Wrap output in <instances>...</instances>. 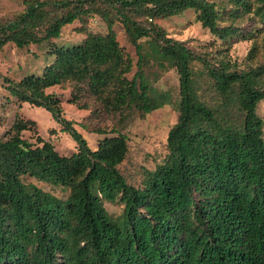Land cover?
I'll return each mask as SVG.
<instances>
[{
    "label": "trees",
    "instance_id": "16d2710c",
    "mask_svg": "<svg viewBox=\"0 0 264 264\" xmlns=\"http://www.w3.org/2000/svg\"><path fill=\"white\" fill-rule=\"evenodd\" d=\"M22 3L0 17V49L51 40L65 24L95 13L107 29L54 45L40 73L18 80L0 75L16 101L45 108L76 142L75 151L63 154L48 141H30L21 132L31 121L23 118L0 136V264H264V119L256 111L264 99V61L240 66L218 52L211 63L157 22L192 8L202 26L226 40L242 32L234 21L245 14L253 28L264 23V0ZM116 21L136 50L131 76L133 59L117 40ZM147 61L176 70L178 114L164 157L134 185L119 169L126 135L113 131L91 147L47 88L74 81L109 110L144 115L171 100L145 75ZM194 61L204 63L221 109L197 95ZM26 176L61 184L68 195L58 197ZM104 200L119 201L121 214L112 216Z\"/></svg>",
    "mask_w": 264,
    "mask_h": 264
},
{
    "label": "rangeland",
    "instance_id": "374dc122",
    "mask_svg": "<svg viewBox=\"0 0 264 264\" xmlns=\"http://www.w3.org/2000/svg\"><path fill=\"white\" fill-rule=\"evenodd\" d=\"M22 8V0H0V17L12 15ZM229 21L225 20L222 23ZM157 22L168 35L184 40L198 53L206 55L211 63L218 61V52L226 54L225 58L230 57L231 61L240 66L247 63L256 65L257 62L264 61V23L256 22L253 28L254 22L247 14L234 21L242 32L226 40L202 26L192 8H187L180 14L158 18ZM113 28L119 44L133 59L132 71L128 73L131 76L136 69L135 47L128 40L119 21L113 24ZM106 29V23L95 13L84 21L75 19L65 24L60 35L51 40L30 43L22 47L8 42L0 49V75L18 80L27 73H40L44 65L53 60L51 49L54 45L78 43L83 39L86 31L104 33ZM143 70L154 86L167 90L171 97L168 103L144 115H140L134 109H124L123 112L109 110L84 84L77 86L74 81H66L47 88L48 92H55L59 96L64 116L73 120L74 126L83 134L91 147H95L98 138L105 134H115L113 131L126 135L128 149L125 158L119 164V169L127 181L134 185L140 184L146 169H153L164 157L167 131L176 121L178 114L176 103L179 98V87L176 70L173 67L161 68L152 61L145 62ZM193 71L195 89L199 98L213 108L221 109V97L206 74L204 63L194 61ZM256 111L264 119V99L259 101ZM16 118L31 121L28 123L29 128L21 132L28 140L38 144H41L38 139L48 141L63 154H70L76 150V142L61 129L60 124L49 111L28 102L16 101L15 97L5 89L0 76V136L10 129ZM83 123L85 126L82 125ZM92 127L103 128L106 133L92 131ZM24 180L34 182L58 197L65 198L68 195V188L61 184L43 182L30 176L24 177ZM103 202L112 216L121 214L123 205L119 201L104 200Z\"/></svg>",
    "mask_w": 264,
    "mask_h": 264
}]
</instances>
